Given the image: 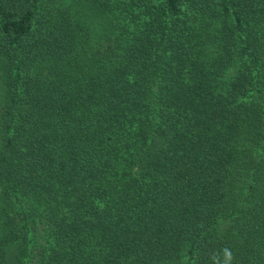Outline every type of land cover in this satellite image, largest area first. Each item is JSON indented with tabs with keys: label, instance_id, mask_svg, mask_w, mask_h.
<instances>
[{
	"label": "trees",
	"instance_id": "obj_1",
	"mask_svg": "<svg viewBox=\"0 0 264 264\" xmlns=\"http://www.w3.org/2000/svg\"><path fill=\"white\" fill-rule=\"evenodd\" d=\"M0 264H264V0H0Z\"/></svg>",
	"mask_w": 264,
	"mask_h": 264
},
{
	"label": "clouds",
	"instance_id": "obj_2",
	"mask_svg": "<svg viewBox=\"0 0 264 264\" xmlns=\"http://www.w3.org/2000/svg\"><path fill=\"white\" fill-rule=\"evenodd\" d=\"M224 251H225L226 258H227L228 260H230V259H231V254H230V252H229L227 249H225Z\"/></svg>",
	"mask_w": 264,
	"mask_h": 264
}]
</instances>
